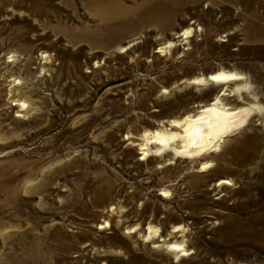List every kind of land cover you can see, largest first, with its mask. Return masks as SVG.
Here are the masks:
<instances>
[{"label": "rangeland", "instance_id": "obj_1", "mask_svg": "<svg viewBox=\"0 0 264 264\" xmlns=\"http://www.w3.org/2000/svg\"><path fill=\"white\" fill-rule=\"evenodd\" d=\"M120 2L0 0V264H264V0ZM222 91L216 151L142 154Z\"/></svg>", "mask_w": 264, "mask_h": 264}, {"label": "bare ground", "instance_id": "obj_2", "mask_svg": "<svg viewBox=\"0 0 264 264\" xmlns=\"http://www.w3.org/2000/svg\"><path fill=\"white\" fill-rule=\"evenodd\" d=\"M95 7L96 15L108 26L116 23L120 17L130 13L121 5L120 0H91ZM160 0H143V5L157 4ZM142 4V3H141ZM154 10V17L160 18L162 11ZM188 33H184L183 36ZM214 82H225L229 79L235 80L237 75L220 72L212 75ZM237 80V79H236ZM223 91L216 96L214 101L208 106H204L199 112L184 115L182 119L171 121L170 131H156L152 136L144 135L143 155H148L152 150L156 153L170 147L174 154H184L190 157L201 156L202 153L219 148L224 137L233 131L243 122L249 110L235 111L221 101ZM13 106L18 109L17 117L24 116L25 102L16 94H12ZM212 161L200 163L201 171L207 170ZM219 185H232L229 179H221ZM3 193L0 188V194ZM168 252L175 254L178 258L179 253L186 255L188 250L182 244H173Z\"/></svg>", "mask_w": 264, "mask_h": 264}]
</instances>
